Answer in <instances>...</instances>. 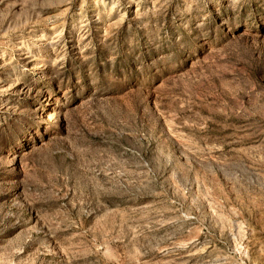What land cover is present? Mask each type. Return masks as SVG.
Here are the masks:
<instances>
[{"label": "rangeland", "instance_id": "374dc122", "mask_svg": "<svg viewBox=\"0 0 264 264\" xmlns=\"http://www.w3.org/2000/svg\"><path fill=\"white\" fill-rule=\"evenodd\" d=\"M0 264H264V0H0Z\"/></svg>", "mask_w": 264, "mask_h": 264}]
</instances>
